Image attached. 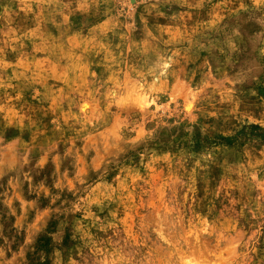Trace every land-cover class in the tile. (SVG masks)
<instances>
[{"label":"rangeland","instance_id":"1","mask_svg":"<svg viewBox=\"0 0 264 264\" xmlns=\"http://www.w3.org/2000/svg\"><path fill=\"white\" fill-rule=\"evenodd\" d=\"M0 264H264V0H0Z\"/></svg>","mask_w":264,"mask_h":264}]
</instances>
